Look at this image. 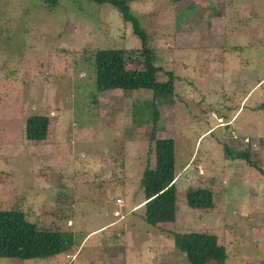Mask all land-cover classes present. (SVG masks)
Segmentation results:
<instances>
[{
  "label": "rangeland",
  "instance_id": "374dc122",
  "mask_svg": "<svg viewBox=\"0 0 264 264\" xmlns=\"http://www.w3.org/2000/svg\"><path fill=\"white\" fill-rule=\"evenodd\" d=\"M127 1L156 80L175 78L171 95L95 91V49H121L127 69L142 68L140 42L113 8L0 0V210L75 242L57 257L0 264H187L173 241L190 232L215 235L225 264H264V176L224 150L249 149L264 170V0ZM138 102L156 104L155 132L132 116ZM31 115L48 119L40 142L25 139ZM152 135L174 142L177 189L174 222L155 227L140 189ZM189 189L211 191L213 208H189Z\"/></svg>",
  "mask_w": 264,
  "mask_h": 264
},
{
  "label": "trees",
  "instance_id": "16d2710c",
  "mask_svg": "<svg viewBox=\"0 0 264 264\" xmlns=\"http://www.w3.org/2000/svg\"><path fill=\"white\" fill-rule=\"evenodd\" d=\"M61 0H42L50 8ZM98 7L108 6L118 12L122 22L130 26L133 36L140 42L142 68L130 70L126 67L125 52L121 49H95L93 66L95 73L94 89L101 93L109 90L124 92L149 90L156 96L174 93V76L166 72L167 82H159L156 75L161 68L157 66L153 49L140 20L135 16L127 0H85ZM183 0H173L181 2ZM142 112L147 118L137 116ZM132 116L136 123H151L155 132L159 113L155 103L138 102L133 106ZM49 125L46 116L31 115L25 121V139L40 142L46 138ZM153 142L155 164L145 167L140 179V189L144 195V220L152 227L172 223L176 215V168L175 147L172 139L150 138ZM229 160L246 161L264 176V170L257 168L250 160L249 149L231 151L224 147ZM186 203L191 209L210 210L213 196L206 189H189ZM73 232L39 229L27 221L25 214L16 210H0V258L18 260L50 259L65 254L74 247ZM174 247L184 256L187 264H225L227 255L224 247L218 244L215 235L205 232L174 234Z\"/></svg>",
  "mask_w": 264,
  "mask_h": 264
},
{
  "label": "crops",
  "instance_id": "0c3cea01",
  "mask_svg": "<svg viewBox=\"0 0 264 264\" xmlns=\"http://www.w3.org/2000/svg\"><path fill=\"white\" fill-rule=\"evenodd\" d=\"M264 80V79H263ZM262 80V81H263ZM262 81H260V80H257V82L255 83V84H253V85H251L250 87H252V88H256V91H258L260 88H262V85L260 86V83L262 82ZM259 93V92H258ZM262 93V92H261ZM264 93V92H263ZM258 99V98H257ZM258 101V100H257Z\"/></svg>",
  "mask_w": 264,
  "mask_h": 264
},
{
  "label": "built area",
  "instance_id": "2783aa9c",
  "mask_svg": "<svg viewBox=\"0 0 264 264\" xmlns=\"http://www.w3.org/2000/svg\"><path fill=\"white\" fill-rule=\"evenodd\" d=\"M116 203H117L118 205L123 204V202L121 201V199L116 200Z\"/></svg>",
  "mask_w": 264,
  "mask_h": 264
}]
</instances>
